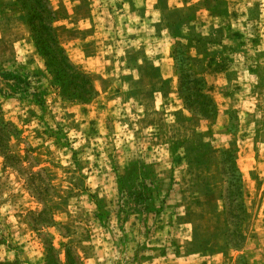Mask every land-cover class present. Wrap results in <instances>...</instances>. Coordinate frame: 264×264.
Segmentation results:
<instances>
[{"label":"rangeland","instance_id":"rangeland-1","mask_svg":"<svg viewBox=\"0 0 264 264\" xmlns=\"http://www.w3.org/2000/svg\"><path fill=\"white\" fill-rule=\"evenodd\" d=\"M0 123V264H264V0H0Z\"/></svg>","mask_w":264,"mask_h":264},{"label":"trees","instance_id":"trees-1","mask_svg":"<svg viewBox=\"0 0 264 264\" xmlns=\"http://www.w3.org/2000/svg\"><path fill=\"white\" fill-rule=\"evenodd\" d=\"M50 29H52L50 27ZM38 43V42H37ZM56 47L59 49L58 44H56ZM1 125V123H0ZM6 127V125H4ZM8 135L6 134L4 127H0V152L3 154L6 163H8L9 166H14L19 163V158L12 154L10 150L6 148V144L4 142L5 138H7ZM29 186L35 191V193L40 194L41 188L38 184H34V180H29Z\"/></svg>","mask_w":264,"mask_h":264}]
</instances>
